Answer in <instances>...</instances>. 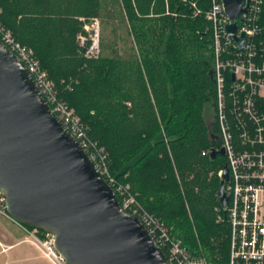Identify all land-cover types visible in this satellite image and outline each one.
<instances>
[{"label":"trees","instance_id":"trees-1","mask_svg":"<svg viewBox=\"0 0 264 264\" xmlns=\"http://www.w3.org/2000/svg\"><path fill=\"white\" fill-rule=\"evenodd\" d=\"M92 17L100 22L96 57L85 54ZM0 21L105 150L137 211L152 216L166 257L168 228L192 254L226 259L229 226L215 209L226 158L209 152L220 141L204 17L182 0H0ZM207 102L210 122L201 112Z\"/></svg>","mask_w":264,"mask_h":264},{"label":"water","instance_id":"water-1","mask_svg":"<svg viewBox=\"0 0 264 264\" xmlns=\"http://www.w3.org/2000/svg\"><path fill=\"white\" fill-rule=\"evenodd\" d=\"M235 19L248 0H223ZM241 49L244 33L225 25ZM212 77V69L209 71ZM223 155L211 149L210 157ZM222 168L217 191L228 203ZM0 190L9 216L55 235L68 264H168L140 219L119 199L87 152L62 125L18 56L0 40Z\"/></svg>","mask_w":264,"mask_h":264},{"label":"built area","instance_id":"built-area-1","mask_svg":"<svg viewBox=\"0 0 264 264\" xmlns=\"http://www.w3.org/2000/svg\"><path fill=\"white\" fill-rule=\"evenodd\" d=\"M182 1L188 5L192 17L203 16L207 22L205 34L212 56L215 122L220 141V146L214 149L223 148L229 171L224 183L228 203L215 209L219 212L217 220L225 218L230 232L227 258L223 259L220 254L207 256L201 250L197 255L192 254L167 228V261L168 264H264V0H248L247 10L235 19L225 12L223 0ZM91 21L90 25H84L90 35L85 54L96 57L100 22L96 17ZM232 22L236 24L237 36L244 33L241 49L225 31V25ZM0 40L25 63L51 110L78 140L116 195L121 196L120 208L137 216L157 243L158 233L152 216L137 211L138 203L129 192L128 184H116L108 170L107 153L87 139L73 110L57 100L53 84L32 50L17 42L1 21ZM80 41L86 42V37L80 36ZM221 173L222 168L218 171L220 179ZM0 214L10 217L1 190ZM15 223L25 235L20 242L30 243L50 264H68L56 248L54 234ZM161 230L165 233L164 228ZM9 248V245L4 246L2 252L7 253ZM2 264L10 263L6 260Z\"/></svg>","mask_w":264,"mask_h":264},{"label":"rangeland","instance_id":"rangeland-1","mask_svg":"<svg viewBox=\"0 0 264 264\" xmlns=\"http://www.w3.org/2000/svg\"><path fill=\"white\" fill-rule=\"evenodd\" d=\"M91 22H92L91 18H88L86 23H87V25H90ZM91 36L94 37V35H92V34H91ZM89 37H90V35L88 32L87 38H89ZM18 58H19V56H18ZM24 65H25V63H24ZM26 68H27V66H26ZM27 70H28V68H27ZM210 104H211V102L210 103L207 102V103L202 105V111L201 112H202V115L207 120V122H210L213 119V112H212L213 110H212V107L210 106ZM17 230L19 231V226L15 223V221H13L10 217H6V216H3L2 214H0V264H2L6 260H8L10 264H50L46 259L41 257L39 252L36 250V248H34L29 243L32 246L31 247L28 244V242L20 244L18 247H15L7 255H6V253L2 252V248L4 246H6L5 244H3V242H4V240H7V239H5L4 235L10 236L8 241H16L17 239L19 240V238L17 236H15V233H16L15 231H17ZM10 233L12 236L10 235ZM22 233H20V235H22ZM14 259H16V260H14Z\"/></svg>","mask_w":264,"mask_h":264},{"label":"crops","instance_id":"crops-1","mask_svg":"<svg viewBox=\"0 0 264 264\" xmlns=\"http://www.w3.org/2000/svg\"><path fill=\"white\" fill-rule=\"evenodd\" d=\"M16 233H15V236H17L18 238H19V240L17 239L16 241H8V239H9V235L7 236V235H4L5 236V239H7V240H4V242H3V244H5V245H9L10 246V248L8 249V251H7V253H6V255L12 250V249H14L15 247H18L20 244H23V243H27V242H20V240H22L23 239V237L25 236L24 235V232H23V230L19 227V231L17 230V231H15ZM23 232V233H22ZM20 233H22V235H20ZM10 235H11V233H10ZM12 236V235H11ZM15 242V243H14ZM29 244V243H28ZM30 245V244H29ZM31 246V245H30ZM32 247V246H31ZM25 251V250H24ZM14 260H16V259H14Z\"/></svg>","mask_w":264,"mask_h":264}]
</instances>
